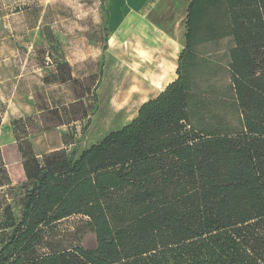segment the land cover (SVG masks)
<instances>
[{
  "label": "trees",
  "instance_id": "16d2710c",
  "mask_svg": "<svg viewBox=\"0 0 264 264\" xmlns=\"http://www.w3.org/2000/svg\"><path fill=\"white\" fill-rule=\"evenodd\" d=\"M185 29L177 77L77 156L12 120L26 192L17 218L0 148V264H264V0H190ZM73 216L95 249L51 242Z\"/></svg>",
  "mask_w": 264,
  "mask_h": 264
},
{
  "label": "rangeland",
  "instance_id": "374dc122",
  "mask_svg": "<svg viewBox=\"0 0 264 264\" xmlns=\"http://www.w3.org/2000/svg\"><path fill=\"white\" fill-rule=\"evenodd\" d=\"M115 6L112 1V17ZM150 9L146 7V11ZM157 15L153 10L147 17L156 23L166 22ZM183 28L178 27V32H184ZM113 38L108 0H0V111H5L0 148L9 175L15 180L21 178L22 160L11 125L14 118H31V135L39 154L63 147L65 133L67 141L75 142L68 152L77 156L111 130L129 123L141 104L177 77L178 59L175 68L157 64L146 77L139 63L142 59L125 63L122 57L127 52L114 48ZM180 40L183 46L185 38ZM227 45L226 40L215 45L223 59ZM165 68L170 75L174 71L172 78L152 87L154 74ZM124 71L138 77L134 91L132 77L121 85L123 76L119 73ZM77 118L81 120L75 122ZM12 166L16 167L15 174ZM25 192L22 182L4 190L17 218L21 216ZM68 230L70 233L62 237ZM8 236L9 232L0 231V248ZM77 240L85 249L97 247V238L86 219L73 216L61 224L51 242L68 246Z\"/></svg>",
  "mask_w": 264,
  "mask_h": 264
},
{
  "label": "crops",
  "instance_id": "0c3cea01",
  "mask_svg": "<svg viewBox=\"0 0 264 264\" xmlns=\"http://www.w3.org/2000/svg\"><path fill=\"white\" fill-rule=\"evenodd\" d=\"M112 1L116 3V13H113V17L111 13L112 10L110 9V4L112 5ZM189 2L190 0H108V11L111 15V20L114 24L113 39L115 41V45L113 47L116 48L118 46L119 49H122L127 52V55H124L122 57L123 61L125 63L127 62L128 64L133 59H140L141 57H143L140 53L143 52V50L140 49L141 46L150 44H155L158 51H163L166 49L167 46L170 45L171 47L174 44L180 45V51L177 54L178 59L184 47V45L182 46L180 44V39L182 37L185 38L186 33L185 28H183V30L185 29L184 32L179 33L178 27H185V19ZM146 7H151V9L149 11H146ZM153 10L158 12L157 17L159 19L165 20L166 22L157 21L156 23L155 21L149 20V18L147 17L148 13ZM165 14L169 16L167 20L164 16ZM155 55L156 58H159L160 53H155ZM172 73L174 74V71ZM172 73L170 75L169 69L165 68L160 73L158 72L154 74L152 80L150 81L152 87L161 86L164 82L172 78ZM21 117L26 116L22 115L14 119H18ZM125 124L127 123H124L123 125ZM123 125H121L120 127H122ZM57 127L59 128L60 126ZM64 134H62V136ZM34 136L38 138L40 134H36ZM32 137L33 135H31L29 139L33 144L35 153L39 157H42L43 154L52 152L49 151L43 154H39L35 148V143ZM64 148L66 147L63 144V147L55 150H60ZM20 175L21 178H18L17 180H15L12 175H10L13 183H19L25 180L26 176L24 169L23 171L21 170Z\"/></svg>",
  "mask_w": 264,
  "mask_h": 264
},
{
  "label": "bare ground",
  "instance_id": "6f19581e",
  "mask_svg": "<svg viewBox=\"0 0 264 264\" xmlns=\"http://www.w3.org/2000/svg\"><path fill=\"white\" fill-rule=\"evenodd\" d=\"M142 50H143V52H140V53L143 57L140 58V59H142V61H139V63L142 64L143 69H145V74H146L145 76L147 77L150 74L149 69L156 66L159 63L163 67H169L168 64H170L172 66L171 69L175 68L176 63H177V60H176L177 54L180 51V45L174 44L172 47L170 45V46H167L165 50L158 51L155 44H150V45H147V47H142ZM155 53H160L159 58H156L157 54L155 55ZM119 75L123 76L122 81H121V85L124 84V86H125V84L128 83L129 80L131 79L130 77H132L131 80L134 83V86H131L132 87L131 89L134 91L137 88V87H135V83H137V81H138L137 76L133 75L130 72H125V71H124V73H119Z\"/></svg>",
  "mask_w": 264,
  "mask_h": 264
}]
</instances>
